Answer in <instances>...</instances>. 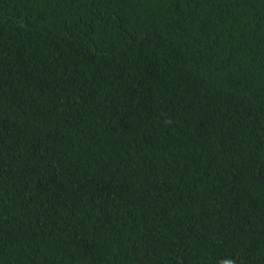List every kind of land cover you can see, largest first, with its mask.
Returning a JSON list of instances; mask_svg holds the SVG:
<instances>
[{
    "label": "trees",
    "instance_id": "1",
    "mask_svg": "<svg viewBox=\"0 0 264 264\" xmlns=\"http://www.w3.org/2000/svg\"><path fill=\"white\" fill-rule=\"evenodd\" d=\"M0 264H264V0H0Z\"/></svg>",
    "mask_w": 264,
    "mask_h": 264
}]
</instances>
